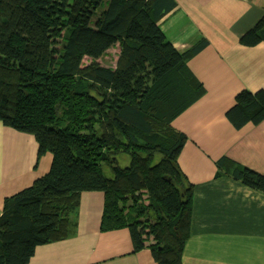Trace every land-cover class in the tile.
<instances>
[{"label": "trees", "instance_id": "trees-1", "mask_svg": "<svg viewBox=\"0 0 264 264\" xmlns=\"http://www.w3.org/2000/svg\"><path fill=\"white\" fill-rule=\"evenodd\" d=\"M176 8L175 0H0V122L32 134L39 158L52 156L45 174L4 199L0 264H28L38 245L71 237L81 194L94 190L104 194L101 231L127 228L134 251L183 264L193 184L178 163L187 136L173 121L205 94L188 62L208 41L174 47L160 22ZM239 43H264V13ZM114 46V64H101ZM225 117L235 129L259 124L264 89L238 90ZM215 166L264 194L263 174L227 156Z\"/></svg>", "mask_w": 264, "mask_h": 264}, {"label": "crops", "instance_id": "crops-1", "mask_svg": "<svg viewBox=\"0 0 264 264\" xmlns=\"http://www.w3.org/2000/svg\"><path fill=\"white\" fill-rule=\"evenodd\" d=\"M175 1L160 22L167 39L180 51L208 41L188 62L205 94L173 121L187 136L178 163L193 184L182 262L264 264V194L215 166L227 156L264 175V120L235 129L225 117L238 90L264 89V43H239L264 13V0ZM51 160L48 152L38 157L32 134L0 122V214L5 197L45 174ZM103 205L102 191L82 192L75 233L38 245L28 264H156L149 249L133 250L127 228L100 230Z\"/></svg>", "mask_w": 264, "mask_h": 264}, {"label": "rangeland", "instance_id": "rangeland-1", "mask_svg": "<svg viewBox=\"0 0 264 264\" xmlns=\"http://www.w3.org/2000/svg\"><path fill=\"white\" fill-rule=\"evenodd\" d=\"M102 7L104 8L105 7V2L103 3V6H101L99 9H102ZM117 47L114 46L110 49L107 50V52L101 57V59L99 60L101 62V64H104V65H108V66H112L114 64V60L116 59L117 57ZM133 79V77H132ZM128 156L127 154L125 153H121L118 157H117V162L119 163V165L121 166H125L127 165L128 163H124L123 162V158ZM103 173L105 174V176L107 177H112L113 174L110 170V168H108L107 166H103Z\"/></svg>", "mask_w": 264, "mask_h": 264}]
</instances>
